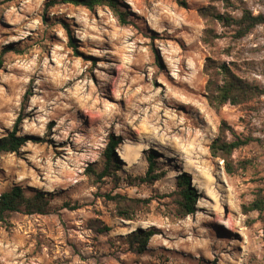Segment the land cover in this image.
<instances>
[{"label":"rangeland","instance_id":"374dc122","mask_svg":"<svg viewBox=\"0 0 264 264\" xmlns=\"http://www.w3.org/2000/svg\"><path fill=\"white\" fill-rule=\"evenodd\" d=\"M48 1L0 0V137L20 116L18 134L39 138L0 153V193L48 198L45 213L0 223V264H264V208L242 207L264 198V95L213 109L203 72L212 57L264 87V24L238 37L198 13L264 15V0H116L123 24L104 4ZM222 121L227 140L249 139L233 173L209 151ZM110 135L118 169L95 181L87 168H103ZM152 151L163 175L144 182ZM181 174L199 195L187 215ZM137 228L155 231L141 253L129 242Z\"/></svg>","mask_w":264,"mask_h":264},{"label":"trees","instance_id":"16d2710c","mask_svg":"<svg viewBox=\"0 0 264 264\" xmlns=\"http://www.w3.org/2000/svg\"><path fill=\"white\" fill-rule=\"evenodd\" d=\"M179 5L186 6V0H175ZM215 1V0H213ZM229 5V0H222ZM56 2L71 3L74 5H83L89 9H92L96 5H107L114 15L117 16L120 23H126V12L119 10L118 2L116 0H49L46 5H52ZM199 15L206 20H215L224 26H235L236 34L238 37L247 34L253 27L258 24H264L263 14H252L251 11L244 9L240 16L235 17L227 11L219 12L213 4H209L206 7L198 10ZM212 32L207 29L204 31L203 41L204 43H210ZM70 45H72L70 41ZM5 51V50H3ZM0 53V68L2 66V54ZM203 72L206 74L207 79L205 82V97L208 105L213 109H219L225 104L238 105L248 102L255 97L264 95V87L258 84L249 82L244 77L237 74L230 64L226 62H220L212 57H206ZM22 118L18 116L12 126V129L7 132L6 135L0 137V153L17 151L27 141H39L38 137L18 134V126L21 123ZM218 135L211 141L209 145L210 154L213 157H219L223 159L225 170L228 173H233L237 170L231 160L230 156L232 152L246 144L248 138H235L232 140L226 139L227 124L222 121L219 125ZM120 142V138L114 135H110L108 141L103 150L104 166L96 172L95 169L88 167L87 172L94 178L95 181L100 180L102 177L114 174L118 169L117 159L115 155V148ZM155 153L152 151L147 155V168L143 176L138 178L144 182H153L159 179L163 172H156ZM241 167H244L241 164ZM177 194L179 196L177 200L178 210L181 215L191 214L195 211V203L198 198L197 190L190 185L189 176L181 174L178 177ZM109 199L121 198L119 195L109 196ZM48 198L41 191H37L32 195H26L20 185H14L9 190L0 193V223L5 221L6 217L11 212L24 211L25 213H45L48 204ZM244 211L262 210L264 208V198L262 196L257 197L249 204L242 206ZM128 207H118L119 215L129 218ZM264 225V218H263ZM110 228L106 224L97 226L96 231L106 232ZM155 231L152 228L143 229L137 228L131 233L129 239L132 248L141 253L145 250L147 242L154 235Z\"/></svg>","mask_w":264,"mask_h":264}]
</instances>
